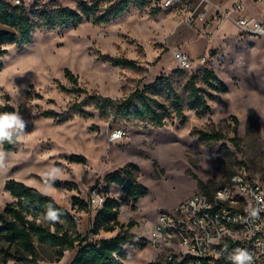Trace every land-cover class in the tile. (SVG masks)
Instances as JSON below:
<instances>
[{"label": "rangeland", "instance_id": "rangeland-1", "mask_svg": "<svg viewBox=\"0 0 264 264\" xmlns=\"http://www.w3.org/2000/svg\"><path fill=\"white\" fill-rule=\"evenodd\" d=\"M76 1L39 3L75 7ZM243 2L251 15L264 13L262 5L252 0ZM39 3L29 0L25 5L29 10ZM179 23L173 12L156 8L149 0H129L128 10L109 22L94 23L85 18L65 29H38L28 45L8 47L0 68V112H19L27 129L10 151L0 145L5 153L4 166L0 167V209L13 200L4 190V183L14 178L52 196L77 217V230L84 234L95 212L91 207H72L71 198L78 196L87 201L92 187L107 186L106 174L131 167L137 182L146 187L145 195L133 202L115 184L110 185L108 195L121 203L120 222L134 223L130 232L135 238L126 247L128 258L123 264H147L160 258L147 242L158 213L173 210L193 193L204 192L197 180L214 190L243 166L264 187V35L242 33L229 20L204 37L203 63L198 62L200 55L192 58L195 62L191 69L182 70L169 57L168 67L155 76H169L174 92L183 100L187 97L188 78L196 76V83L207 93L210 112L205 115L184 108V120L180 122L162 89L157 98L170 111L162 127L142 120L101 118L89 106L83 108L89 115L71 113L67 119L58 120L85 95L77 92V96L70 90L73 85L65 69L78 77L77 87L89 95L125 97L136 87L141 88L143 82L155 79L147 80L149 69L169 50L165 39ZM187 41L185 51L194 54L203 50L201 38ZM205 67L224 82L225 92H215L201 82ZM48 110L59 116L42 114ZM115 127L124 129L125 135L109 142L107 133ZM234 128L237 145L230 140ZM198 130L218 132L224 137L200 140ZM71 155H79L84 161H72ZM52 167L60 169L54 180L46 176ZM109 235L112 233L100 232L92 238ZM6 248L0 239V264H69L74 254V250H67L55 260L48 248L39 247L35 259L4 261L1 249Z\"/></svg>", "mask_w": 264, "mask_h": 264}, {"label": "trees", "instance_id": "trees-1", "mask_svg": "<svg viewBox=\"0 0 264 264\" xmlns=\"http://www.w3.org/2000/svg\"><path fill=\"white\" fill-rule=\"evenodd\" d=\"M33 1L37 4L40 0ZM128 8L129 0H92L91 2L77 0L75 7L42 2L36 8L27 10L24 3L15 5L0 0V68L8 47L21 48L28 45L32 41L33 33L38 29H65L80 24L85 18L91 19L94 23H106L123 15ZM64 72L73 85L70 90L76 92L77 96L80 95L77 92H83L85 95L82 99L76 100L72 105V111L63 114L59 121L67 119L71 113L89 115L83 109L89 106L101 118L112 116L125 121L142 120L162 127L170 116L169 109L157 98L162 89L170 97V109L180 118V122L184 120V108L193 110L197 115L210 112L207 93L196 83L197 77L194 75L187 80V97L184 100L174 92L170 77L166 75L156 77L152 82L143 84L141 88L136 87L125 97L113 99L98 93L89 95L87 91L82 89L81 91L77 87L78 77L69 69H65ZM200 80L215 92L227 90L224 82L211 68L203 69ZM42 114L59 116V113L52 110L44 111ZM234 122L236 124L238 122L235 117ZM234 133V137L230 140L237 145L235 128ZM197 136L200 140L207 141H217L224 137L221 133L204 130H198ZM16 144L17 139L13 143L5 142L1 146L8 152ZM70 159L76 162L84 161L79 155H71ZM104 181L107 183V186L102 188L106 195L104 203L95 211L88 231L83 234L77 230L73 214L59 205L52 196L23 181L7 179L4 190L13 200L5 203L0 209V239L7 245L6 249H1L3 260L35 259L39 247H45L51 251L55 260H60L65 251L74 250L69 264H123L128 258L126 247L132 245V240L135 238L134 233L130 232L134 223L120 222L118 215L121 203L117 198L108 195L109 187L112 184L119 186L133 202L145 195L146 187L137 182L131 167L106 174ZM197 182L205 193L210 194L213 191L201 180ZM51 183L59 185L57 181ZM71 204L72 207L77 206L78 210H88L90 207L87 201L78 196L71 198ZM50 207L57 213L55 221L47 219ZM100 232H109L112 235L99 239L92 238ZM147 264L162 263L154 260Z\"/></svg>", "mask_w": 264, "mask_h": 264}, {"label": "built area", "instance_id": "built-area-1", "mask_svg": "<svg viewBox=\"0 0 264 264\" xmlns=\"http://www.w3.org/2000/svg\"><path fill=\"white\" fill-rule=\"evenodd\" d=\"M11 4L29 0H5ZM159 9L173 12L178 20L207 37L224 21H231L242 33L264 35V14L255 18L244 2L234 0L224 6L212 0H149ZM264 5V0H253ZM177 67L191 69L194 64L186 52L172 49ZM206 54L198 62L205 61ZM124 129L108 131L109 142L122 138ZM99 186L90 190L87 202L95 212L105 200ZM257 215L252 216L251 211ZM77 220V217H74ZM147 242L160 254L162 264H233L236 249H246L252 264H264V187L245 167L238 168L210 194L193 193L163 210L150 229Z\"/></svg>", "mask_w": 264, "mask_h": 264}, {"label": "clouds", "instance_id": "clouds-1", "mask_svg": "<svg viewBox=\"0 0 264 264\" xmlns=\"http://www.w3.org/2000/svg\"><path fill=\"white\" fill-rule=\"evenodd\" d=\"M26 128V121L19 114V112H0V145L3 143H13L15 139H19ZM5 153L0 151V167L4 166ZM60 169L52 167L46 173L50 179L57 178ZM252 216H256V210L251 211ZM47 219L55 221L57 213L51 207L47 213ZM233 264H252L253 257L246 249H236L234 254L230 257Z\"/></svg>", "mask_w": 264, "mask_h": 264}, {"label": "crops", "instance_id": "crops-1", "mask_svg": "<svg viewBox=\"0 0 264 264\" xmlns=\"http://www.w3.org/2000/svg\"><path fill=\"white\" fill-rule=\"evenodd\" d=\"M212 1L216 2V3H220V4L224 5V6H227L234 0H212ZM241 1L243 2V0H241ZM252 2L254 4L262 5L263 9H264V5L263 4L255 2L253 0H252ZM249 15H251V14L249 13ZM262 15L259 16V17L253 16V15H251V16H253L255 18H260V17H262ZM179 38H180V41H179ZM196 38H201V40L203 41V50L201 52H199V53H194V54H191V53L185 51L183 49V46L189 44V42L187 40L188 39H194L195 40ZM185 41H187V42H185ZM165 43H166V47L169 50H167L165 53L161 54L159 59H158V63H156L154 66L150 67L149 73H148V76H147V80H149V81L153 80L155 78V76L157 74H159V71H161L163 67H165V68L168 67V64H169L168 61L169 60H167V59L169 57H173V54L171 53L172 52L171 49L180 48L181 50L186 52L191 58H198L200 55L203 54V52L205 50V47H206V41L204 39V36L199 35V33L195 29L187 26L185 23H182V22L177 24V25H175L172 28L171 33L169 35H167V37L165 39ZM152 70H154V73H151ZM166 70L167 69H165V72L168 73ZM143 84H145V83L143 82Z\"/></svg>", "mask_w": 264, "mask_h": 264}, {"label": "bare ground", "instance_id": "bare-ground-1", "mask_svg": "<svg viewBox=\"0 0 264 264\" xmlns=\"http://www.w3.org/2000/svg\"><path fill=\"white\" fill-rule=\"evenodd\" d=\"M0 185H2L1 182H0Z\"/></svg>", "mask_w": 264, "mask_h": 264}]
</instances>
